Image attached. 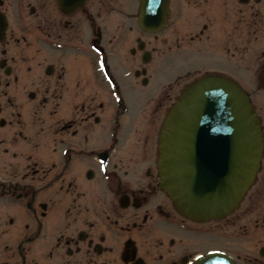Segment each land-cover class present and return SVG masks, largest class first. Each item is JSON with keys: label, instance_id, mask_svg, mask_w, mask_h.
Returning <instances> with one entry per match:
<instances>
[{"label": "flooded vegetation", "instance_id": "1", "mask_svg": "<svg viewBox=\"0 0 264 264\" xmlns=\"http://www.w3.org/2000/svg\"><path fill=\"white\" fill-rule=\"evenodd\" d=\"M140 6L0 0V264H188L211 249L264 264V147L222 221L180 214L157 165L190 80L264 90V0H143L144 28Z\"/></svg>", "mask_w": 264, "mask_h": 264}, {"label": "water", "instance_id": "2", "mask_svg": "<svg viewBox=\"0 0 264 264\" xmlns=\"http://www.w3.org/2000/svg\"><path fill=\"white\" fill-rule=\"evenodd\" d=\"M66 6V0H59ZM160 186L186 217L205 221L229 213L252 183L263 147L249 96L233 81L205 75L170 107L159 137ZM192 264H233L209 252Z\"/></svg>", "mask_w": 264, "mask_h": 264}, {"label": "rangeland", "instance_id": "3", "mask_svg": "<svg viewBox=\"0 0 264 264\" xmlns=\"http://www.w3.org/2000/svg\"><path fill=\"white\" fill-rule=\"evenodd\" d=\"M157 73H160V71H158ZM248 93L251 96L253 104H256L257 106L258 104H260L259 101H261L262 105L264 106V90L249 89ZM252 241L255 243L254 239ZM248 242L249 241L245 242V245L242 244L241 246L246 247L247 251H250L254 243L252 242V244H250V242L249 243ZM256 245L259 246V244H256Z\"/></svg>", "mask_w": 264, "mask_h": 264}]
</instances>
